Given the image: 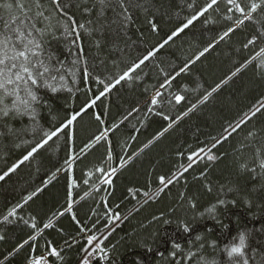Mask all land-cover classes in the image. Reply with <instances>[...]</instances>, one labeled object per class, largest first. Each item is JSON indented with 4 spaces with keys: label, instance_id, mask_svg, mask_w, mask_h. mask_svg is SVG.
Segmentation results:
<instances>
[{
    "label": "trees",
    "instance_id": "16d2710c",
    "mask_svg": "<svg viewBox=\"0 0 264 264\" xmlns=\"http://www.w3.org/2000/svg\"><path fill=\"white\" fill-rule=\"evenodd\" d=\"M210 2L132 0V20L124 25L112 23L111 9L98 19L95 0H62L76 24L85 26L79 29L77 44L83 47L81 60L87 59L89 75L77 71L73 79L67 74L66 87L49 93V106L40 109L35 119L24 116L12 121L15 131L0 136V175L19 164L0 180L2 264H28L33 256L48 255L52 246L60 253L48 255L52 264H80L87 255L84 250L93 247L88 236H95L104 249L92 255V264H136L137 258L143 264H194L196 257L183 258L189 249L197 257L214 258L217 264H233L240 258H229L223 249L238 243L240 232L246 237L249 264H264V176L240 167L254 166L258 149L264 157V5L251 20L237 24L241 14L234 8L229 11L227 0H217L155 51ZM238 3L247 11L251 0ZM65 19H53L59 39L49 37V47L71 68L78 49L70 44L74 37L62 35L58 21ZM229 28L234 31L224 36ZM205 48L209 50L204 52ZM152 51L154 56L129 72ZM125 72L130 78L116 84ZM113 84L87 107L105 85ZM176 95L184 100L177 102ZM73 114L77 119L63 127ZM51 131L56 135L38 147ZM34 147L33 155L19 163ZM208 154L216 160H209ZM113 169L118 170L116 176L104 185V176ZM162 175L173 183L160 192ZM229 187L237 191L227 192ZM218 196L237 200L236 207L220 209L223 223L229 225L226 231L207 215H199ZM193 202L196 208L191 207ZM13 207L16 215L4 221ZM181 221L193 225L190 237L178 226ZM197 234H202V241L195 242ZM189 238L193 244L187 242ZM213 240L215 249L210 246ZM172 241L179 242L182 250L174 249ZM200 243L204 247L198 251Z\"/></svg>",
    "mask_w": 264,
    "mask_h": 264
},
{
    "label": "snow or ice",
    "instance_id": "6c2138e0",
    "mask_svg": "<svg viewBox=\"0 0 264 264\" xmlns=\"http://www.w3.org/2000/svg\"><path fill=\"white\" fill-rule=\"evenodd\" d=\"M217 3V0H211L206 7L202 8L196 16H193L187 21L182 27L178 28L176 32H173L172 35L168 36L167 39L161 43L155 51H158L159 48H163L170 40L173 39L179 32L184 31L193 20L197 19L198 16L204 15L213 5ZM227 3L232 7L229 8V11H232L234 8L235 11L241 14V19L236 21L237 24H243L245 20L252 19V13H255L257 9L264 5V0H260L259 3L256 0H251L247 11L245 7L241 6L238 3V0H227ZM99 6L97 16L99 18L105 17V12L108 9H111L113 13L112 23H122L127 25L132 20V15L129 12V7L134 6L132 0H95L93 8ZM69 6L62 4V0H0V136L12 134L15 129L12 126V121L21 119L24 116L36 118L40 109L49 106L48 97L49 93L55 94L62 88L66 87L64 83L66 80V75L71 74L73 79L77 75V71H82L83 76L87 77L89 75L87 70V59L81 60V53L83 52V47L80 44H77L79 39L80 32L79 29H84L83 24H76L75 18L70 16L66 9ZM87 12H91V9H85ZM3 13H7L4 15ZM57 16L66 18L65 20L58 21L61 23L63 32L62 35L65 37H74L70 44L76 45L78 51L76 56L71 60V68H69V62L67 60H61L59 56L54 53L50 47L49 37L59 39L56 36V27L53 24V19ZM119 17L120 20L117 21L115 18ZM229 20L232 19L231 16L228 17ZM67 21H71V25ZM91 23V21H89ZM103 27V25H101ZM153 29L156 25L152 23ZM86 32H91V29H85ZM234 31L233 28H229L224 36H227L230 32ZM264 35V33H262ZM223 39V37H221ZM256 37H253L248 41L249 44L255 41ZM99 43V42H98ZM211 47V45H209ZM247 47V44L245 45ZM71 53V48L68 49ZM209 49L205 48L204 52H207ZM155 51L149 52L147 56L143 57L139 63L133 65L129 69V72L134 71L136 68H139L141 64H144L146 60L155 55ZM264 51V49H262ZM204 52H201L200 55H204ZM199 59V57H197ZM83 65L82 69L78 66ZM187 67V66H185ZM185 69L182 68L181 72ZM129 72H125L123 75L116 80V84H119L121 80H124L126 77H129ZM102 83V81H101ZM115 85H105L104 91L100 92L94 99H91L87 102V107H91L96 104V101L100 99L101 96H104L111 87ZM164 85H162L163 87ZM71 89H69L70 91ZM215 91V89H213ZM211 93H209L210 95ZM160 95V93H157ZM207 96L203 97L204 100H207ZM175 100L181 102L184 100V97L181 95H176ZM151 104H157V100L153 98ZM196 105H192V108H195ZM192 108H189L188 111H191ZM151 110V109H150ZM259 111V109H257ZM187 115V112L184 113ZM255 115V113H253ZM77 119V115L73 114L70 118L67 119V122L63 127H68ZM99 119V116H97ZM127 119V117H125ZM165 119H170L165 117ZM172 125L169 124L168 127ZM239 127V125H237ZM165 128L163 131H167ZM232 131H236V128H233ZM46 139L43 140V143L38 145L42 147L43 144H46L49 139L56 135L55 131L46 132ZM163 135V132L159 133ZM103 137H96L97 140L102 139ZM215 147V145H213ZM37 149L34 147L32 151L28 152L27 155L19 163H23L28 160L29 157ZM200 152H204V149L201 148ZM195 155V154H194ZM209 160H214L216 157L209 155L207 157ZM189 161H192V156L188 157ZM123 161L121 164L123 165ZM19 166V164H14L9 168L8 172H5L3 175H0V180H4L5 177ZM192 165L189 163L188 168ZM242 169H247L251 171L254 175L264 176V157L260 155L259 149L257 150V162L254 166L249 168L247 164H242L240 166ZM188 168L184 170L187 171ZM259 169V172H257ZM115 172V169L112 170ZM105 183H111L110 180H105ZM173 183V179H169L165 176L159 177V184L162 185L160 192H163L168 185ZM211 191V187L208 189ZM221 193H225L224 187L220 189ZM237 191L234 188H227V192ZM149 193L145 192V196H148ZM28 200L32 199V196L27 197ZM246 204L251 206V202L245 200ZM236 207L237 200L232 199L228 200L220 196L217 197L215 203H212L208 206L204 212H200L199 215L204 217L207 215L208 219H211L215 222V225H219L224 231L229 227L228 224L223 223L220 215V209L225 211L229 206ZM16 207H19L17 205ZM16 207H13L9 210L8 215L4 217V221H8L10 216L16 215ZM192 208H196L195 202L191 205ZM118 218V217H117ZM170 223V221H166ZM50 225L45 224L44 227L48 228ZM182 228V231L185 234H190L193 231V225L181 221L178 225ZM33 228L36 227L35 224L32 225ZM208 232L213 231L212 228L207 229ZM3 239V237H0ZM33 241L35 237L31 238ZM97 238L95 236H90L88 238V243L92 245V242ZM239 242L232 243L230 246H226L223 251L227 253L229 258L239 257V260L233 261V264H249V259L245 255V246H246V237L243 232L239 233ZM202 241V234H197L195 236V242ZM189 244H193L194 241L189 238L187 241ZM25 244L28 241H24ZM174 249L182 250V245L177 241H172ZM24 245H20L23 247ZM212 248L217 247V242L215 240L210 242ZM204 247L203 243H200L198 246V251L202 250ZM97 250L103 253L104 249L97 243L93 246L91 251L85 249L87 256H92ZM34 251V250H33ZM147 251L151 252V248H147ZM48 255L59 257L60 253L56 247L52 246ZM172 256H176V251L172 252ZM193 257H196L194 264H217V261L213 258L208 260L207 257L201 254L197 257V253L193 252L191 249L188 250L185 257L186 260H192ZM2 264V262H0ZM31 264H48L47 257L33 256L31 259ZM82 264H91V261L88 258H85ZM136 264H143V261L137 258ZM179 264V262H177Z\"/></svg>",
    "mask_w": 264,
    "mask_h": 264
},
{
    "label": "crops",
    "instance_id": "0c3cea01",
    "mask_svg": "<svg viewBox=\"0 0 264 264\" xmlns=\"http://www.w3.org/2000/svg\"><path fill=\"white\" fill-rule=\"evenodd\" d=\"M217 90H218V88H217L215 91H217ZM213 93H214V92H213ZM210 95H212V94H210ZM210 95H209V96H210ZM202 102H203V101H202ZM188 113H189V112H188ZM181 119H182V118H181ZM181 119H180V120H181ZM180 120H178L176 123H174L171 127H174V126H175ZM171 127L167 128L168 130L165 131V134H166L168 131H170V130L172 129ZM163 133H164V132H163ZM165 134H163V135H165ZM160 137L162 138L163 136H162V135H159V136H158L155 140H153L148 146H146L145 149H146L147 147L151 146L152 144H154V143H155L156 141H158L159 139H161ZM117 172H118V170H117ZM114 177H115V176H114ZM114 177H113V179H114ZM113 179H112V180H113ZM89 237H90V236H88L86 239L88 240ZM96 244H97V240H95V241L92 242V245H93V246H95ZM92 248H93V247H92ZM92 248H91L89 251H91ZM44 256H45V255H44ZM88 257H89V258H88ZM85 258H88V259L91 261V264H92V261H93L94 256H87V255H85ZM85 258H84V259H85ZM84 259L81 260L80 264H82V262H83Z\"/></svg>",
    "mask_w": 264,
    "mask_h": 264
},
{
    "label": "rangeland",
    "instance_id": "374dc122",
    "mask_svg": "<svg viewBox=\"0 0 264 264\" xmlns=\"http://www.w3.org/2000/svg\"><path fill=\"white\" fill-rule=\"evenodd\" d=\"M263 53H264V51H263ZM204 101H205V100H204ZM204 101H203V102H204ZM171 128H173V127H171ZM163 134H165V131H164ZM162 136H163V135H162ZM160 138H161V137H160ZM209 155L214 156L213 154H208L207 157H208ZM214 157H215V156H214ZM215 160H216V159L211 160V161H215ZM113 176H114V172H113V171H109V172H107L106 176H105L104 179H103V183H104L105 185H110L111 183H105V180H110V181L112 182ZM88 258H89V257H88Z\"/></svg>",
    "mask_w": 264,
    "mask_h": 264
},
{
    "label": "water",
    "instance_id": "95a60500",
    "mask_svg": "<svg viewBox=\"0 0 264 264\" xmlns=\"http://www.w3.org/2000/svg\"><path fill=\"white\" fill-rule=\"evenodd\" d=\"M236 74H237V73H236ZM236 74H234L231 78H229V79H228L225 83H223L219 88H221V87H222L223 85H225L229 80H231L232 78H234V77L236 76ZM219 88H218V89H219ZM200 104H202V103H200ZM200 104H199V105H200ZM190 112H191V111H190ZM190 112H189V113H190Z\"/></svg>",
    "mask_w": 264,
    "mask_h": 264
},
{
    "label": "clouds",
    "instance_id": "9594fccd",
    "mask_svg": "<svg viewBox=\"0 0 264 264\" xmlns=\"http://www.w3.org/2000/svg\"><path fill=\"white\" fill-rule=\"evenodd\" d=\"M31 241H32V240H31ZM31 241H30V242H31Z\"/></svg>",
    "mask_w": 264,
    "mask_h": 264
}]
</instances>
